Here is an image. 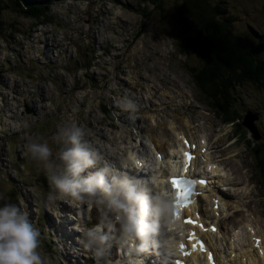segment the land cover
I'll use <instances>...</instances> for the list:
<instances>
[{
  "label": "rangeland",
  "instance_id": "obj_1",
  "mask_svg": "<svg viewBox=\"0 0 264 264\" xmlns=\"http://www.w3.org/2000/svg\"><path fill=\"white\" fill-rule=\"evenodd\" d=\"M211 1L227 10L222 17H235L234 32L263 39L264 46V0ZM41 2L53 21L36 24L18 7L0 11V194L13 203L23 201L39 230L44 264H94L77 243L74 226L96 223L98 210L65 200L50 207L44 170L27 156L26 142L47 140L59 151L58 127L76 123L101 163L120 171L116 162H122L125 149L152 155L153 128L166 132L167 126L172 137L182 131L175 115L189 120L188 131L205 138L206 151L233 177L221 186L230 188L222 192L225 200L232 198L227 213L211 212L223 217L219 244H240L257 254L262 241L254 249L251 244L264 238V186L253 148L264 157V83L233 90L238 117L255 116L256 135L238 119L225 122L203 100L189 72L202 60L181 49L170 23L180 0ZM116 259L113 249L110 264Z\"/></svg>",
  "mask_w": 264,
  "mask_h": 264
},
{
  "label": "clouds",
  "instance_id": "obj_2",
  "mask_svg": "<svg viewBox=\"0 0 264 264\" xmlns=\"http://www.w3.org/2000/svg\"><path fill=\"white\" fill-rule=\"evenodd\" d=\"M63 147L54 152L47 140H29L27 156L44 170L51 191L47 200H65L95 207L96 223L75 225L79 246L94 264H172L182 232L174 222V196L155 175L146 179L101 163V156L83 138L76 123L58 127ZM175 168L171 167L170 171ZM39 230L23 210L0 194V264H44L39 251Z\"/></svg>",
  "mask_w": 264,
  "mask_h": 264
},
{
  "label": "trees",
  "instance_id": "obj_3",
  "mask_svg": "<svg viewBox=\"0 0 264 264\" xmlns=\"http://www.w3.org/2000/svg\"><path fill=\"white\" fill-rule=\"evenodd\" d=\"M16 7L36 24L53 21L41 1L0 0V11ZM224 9L211 0H180L170 23L181 49L202 60L200 68L190 67L189 72L203 100L225 122H234L238 112L234 108L237 99L233 90L247 82L255 86L264 83V57L261 56L264 46L263 39L234 32L235 17H222L227 13ZM253 149L264 184V157L259 148ZM43 181L49 186L45 175Z\"/></svg>",
  "mask_w": 264,
  "mask_h": 264
},
{
  "label": "bare ground",
  "instance_id": "obj_4",
  "mask_svg": "<svg viewBox=\"0 0 264 264\" xmlns=\"http://www.w3.org/2000/svg\"><path fill=\"white\" fill-rule=\"evenodd\" d=\"M147 116H149V114H147ZM15 117H13V118L15 119ZM174 118L179 120L180 127H182V131H179L177 133L176 137H172L171 135L169 136V133L171 131L168 130L169 128L167 129V126H164V130H166V132L163 130L161 131L159 129L152 127L153 128L152 130L157 133L156 137H153V139H152L154 146H155L152 149V152H153L152 155L146 154V155L140 156L139 153L135 152L133 148H130L129 150L125 149L124 152L122 151L124 155L123 154L120 155L119 153L116 152L117 154H119L121 156V157H119V159H121V161H122V162H120V166H121V168H127L128 169V167L131 165L130 162H128V160L131 162H134L138 165L140 163H143V161H145V160H149L152 163L153 167H155L156 169H157V167H160V169H163V167H167L166 170L163 169L162 174H161L163 176H166V179H161V181L163 182L164 187L167 188L171 185V183L169 182V175H173L180 168L182 160H184L185 163H188V159L186 157L183 158L182 152H185V150L188 149L187 147H185L184 141L187 139L192 140L193 144H195L194 153H196V157H197V158L192 160L193 164L195 166V171L201 172V170H202L201 167L203 168L202 164L208 170H210L211 172L208 173L207 175L210 179L211 185L209 184L210 189L207 192L205 191L204 187L199 188L203 192V196H199L200 202L203 206V211H202V215L199 216L198 218L200 221H203L205 223L204 227H203L205 229L203 230L202 227L199 225H197V227L192 226V225L191 226L197 230L198 235H200L201 237L207 238L209 240L208 247H209V249H211L212 252H214L215 259L217 260V262H220L221 260H226L227 262H229L230 259L228 260V259H224V257H221L223 255L221 253V250L218 247L220 245L219 241L221 242L220 238L223 237V235H224L223 234V228H224L223 223L220 222L218 218L212 217L211 212L220 213L222 211L224 214L227 213L229 206H228V203L225 202V196L222 194V192H224L226 190L229 191L230 188L225 190L222 187H224L225 184H227V185L231 184L233 181V177L228 175L225 172L224 168L218 165L217 160H215V157H213L211 152L206 151L205 138L203 136H199V135L196 136L193 133V131H190V132L188 131L189 129H187L186 125L188 124L189 120L186 117L182 118V117H179L177 115H175ZM169 122H170V120L165 121V123H169ZM158 123H161V120H159ZM156 127H158V125ZM174 132H176V131H174ZM167 135H168V137H167ZM161 137H163V138L165 137V139L164 140L160 139ZM108 151H107V154L109 153ZM126 154L128 156H127V158H125L126 159L125 160L124 156H126ZM108 155H109V157L113 158L112 153H109ZM196 165H198L197 166L198 168H196ZM171 167H174L175 170L170 171ZM134 173H137V172H134ZM201 173H203V172H201ZM204 173L206 174L205 170H204ZM155 176L158 177L157 174H155ZM222 181L224 182V184H222ZM227 181H229L230 183H228ZM213 185L217 189L214 188ZM216 197L220 198V200H221L220 201L221 204H219L218 208L215 207L216 203H218V201H216ZM48 203H51V202H48ZM49 205L51 207V205H53V204L51 203ZM212 206H214L215 209L212 210ZM64 207H67V205H65V204L62 205V207H61L62 211H63ZM192 207L196 208L195 205L190 206V208H187L186 211L188 213L192 212L193 211ZM53 211H54V209H53ZM61 213H59L58 216L62 215ZM180 213L181 212H179V215H178L179 219H176L175 222H179V224L182 228V231H184V229H185L184 227H187V226H186V224L183 223L182 219L180 220V218H181ZM209 219H211V220H209ZM58 221H59V219H58ZM214 225L217 226V228H218L217 231H213L211 229L212 226H214ZM251 226L253 228H255L254 225H251ZM252 227H250V228H252ZM67 228H68V226H67ZM255 234H256V232H255ZM257 235H258V233H257ZM259 240L262 241V246L257 247V249H258L257 254L252 253L251 250L247 247L245 248L240 244H234V245H230V248H229L230 251L226 257H230L232 262H234L233 264H241V262L243 261V260H238V257H237L238 255L245 256L247 258L249 264H264V238L263 239L256 238V240L254 242H252L251 248L254 249L253 246H255L256 242ZM61 241H63V240H61ZM189 244H191V245H189V248H190L192 246V242ZM179 245L180 244H178L177 253H182L183 250H181L179 248ZM208 254H209V251L208 252H202L200 249L195 250V251L191 250V255L188 256V258H190L191 261L193 263H196V264H210L211 261L207 259ZM69 255H70V253H69Z\"/></svg>",
  "mask_w": 264,
  "mask_h": 264
},
{
  "label": "snow or ice",
  "instance_id": "obj_5",
  "mask_svg": "<svg viewBox=\"0 0 264 264\" xmlns=\"http://www.w3.org/2000/svg\"><path fill=\"white\" fill-rule=\"evenodd\" d=\"M184 155L189 159V161L192 159V156L190 153H185ZM199 183L203 184V183H206V181L200 180ZM172 184L177 189V199L175 201L176 208L174 210L173 215L178 216L179 215V208L185 207L189 203H191L190 194L192 192V188L189 186L191 184V181L182 182V178L179 176H176V177L172 178ZM185 222L191 223V224L196 223V221H194L191 217H188ZM213 230H215L214 226H213ZM190 238H194V234ZM200 247L202 248L203 245L201 244ZM180 248H181V250H183L184 245L181 244ZM210 259H211V256H210Z\"/></svg>",
  "mask_w": 264,
  "mask_h": 264
},
{
  "label": "water",
  "instance_id": "obj_6",
  "mask_svg": "<svg viewBox=\"0 0 264 264\" xmlns=\"http://www.w3.org/2000/svg\"><path fill=\"white\" fill-rule=\"evenodd\" d=\"M258 117V116H257ZM255 119V116L252 114H247L245 118H243L242 123L245 125L249 130L251 129L252 133L254 132L257 135V130L253 124V120ZM39 164V163H38ZM39 166H41L39 164Z\"/></svg>",
  "mask_w": 264,
  "mask_h": 264
}]
</instances>
